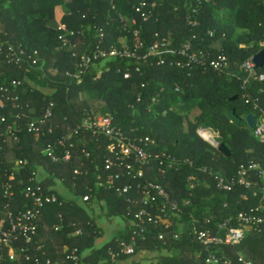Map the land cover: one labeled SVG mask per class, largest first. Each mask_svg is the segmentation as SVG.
<instances>
[{"label":"trees","instance_id":"1","mask_svg":"<svg viewBox=\"0 0 264 264\" xmlns=\"http://www.w3.org/2000/svg\"><path fill=\"white\" fill-rule=\"evenodd\" d=\"M141 1L70 0L65 3L62 0H0L1 21L7 23L6 34L2 33L0 40L23 46L29 55L38 51L39 65L44 61L43 69L49 80L44 90L31 85L25 76L30 69L29 63L14 65L0 54V100L7 105L0 108V114L6 118L0 123V220L8 219V209L18 213L22 208H30L31 204L24 196L25 190L28 186L40 185L43 191L56 194L59 201L46 206L38 217L42 235L30 244L20 240L18 246L29 247L31 254H35L38 246L42 245L47 257L61 264H71L66 256L67 250L73 248H77L81 256L87 253L83 263L110 262V245L102 248L96 245L102 228L96 222L95 209L88 213L90 206H100L102 215L109 220L121 217L124 222H127L126 213L139 206H132L131 200L125 199H136L133 194L124 198L113 188L101 186L98 181L102 177L106 180L113 172L106 169L105 156L108 146L114 141L105 135L93 136L91 132L84 131L81 135L84 142L74 140L70 146L72 158L69 162L53 163L43 154L48 143H55L69 127H76L88 112H109L125 130L138 129V134L153 136L161 150L194 161L193 167L187 165L178 172L170 171L160 179L174 198L188 196L186 180L189 174L199 178L193 190L192 203L185 208L180 220L181 226L166 230L151 224L150 234L145 241H140L136 255L146 253L157 264H206V258L212 255L229 260L230 264H244L241 257L244 261L264 264V226L261 232H247L236 245L209 248L201 244L191 230L194 223L200 228V224L212 217L207 227L214 232L218 223L226 219L234 221L239 212L249 211L259 204L258 199L240 184L232 191H220L214 177L217 174L231 177L242 164L256 162L264 165V143L255 138L253 129L246 122L247 116L253 113L252 106L241 98V66L264 50V4L259 0H146L150 4L156 1L157 6L154 16L144 21L136 12ZM121 15L135 18L136 24L125 30ZM189 17L199 20L200 27L196 33L204 39L203 48L210 50L211 58L219 52L229 59L227 70L220 73L203 67L193 71L170 68L158 65L159 56H150L148 61L141 62L120 57L96 59L82 75L80 83L67 75L68 71L75 72L77 61L69 50L61 48L58 40L60 26L65 25L77 33L75 43L81 44V52L94 50L97 46L106 51L120 48L117 42L122 36L131 44L134 40L144 41L148 49L158 39L168 37L169 33L173 35L175 46L188 39L191 36V27L187 24ZM49 20L56 21L58 26L48 27ZM236 27L241 28V33L236 32ZM136 31L139 35L134 34ZM146 49L142 55L146 54ZM126 69L132 72L129 80L123 77ZM258 71L264 72V67ZM15 80L21 81L17 88L12 86ZM3 87L8 90L1 91ZM162 88L165 91L161 92ZM250 89L254 96L260 98L264 109V83L254 82ZM89 93L106 104L101 106L98 103L99 106L94 107L97 102H88L86 95ZM140 94L143 99L137 103ZM235 95L238 100L230 101ZM17 96L19 99L16 101L14 98ZM154 96L160 99L157 106L151 104ZM196 99H201V102L193 115L190 112L180 116L171 111L177 102L188 105ZM51 101L55 103L53 116L43 124L36 123L44 133L36 141L29 124L44 118ZM12 103H17V106L11 107ZM132 106L137 110L134 111ZM231 109H235L242 118L240 125L230 121L228 112ZM201 126L219 132L222 143L232 153L230 158L203 142L197 134ZM9 127L14 131L9 133ZM204 165L208 171L199 172L198 167ZM43 170L48 176L40 181L33 172L38 174ZM150 178L154 180L156 175ZM7 185H11L14 192L10 201L5 197ZM79 197L83 203H79ZM61 223L64 230L55 231L54 226ZM73 223L74 228L71 227ZM231 225L240 226L238 222ZM76 228H81L83 235L69 237L68 234L75 232ZM180 228L181 236L176 239L174 235ZM126 229L120 230L115 238L125 237ZM160 233L165 234L164 240L159 238ZM115 238L111 242L114 247ZM127 258L123 257L124 260ZM45 260L43 258L41 264H45ZM3 263L12 264L10 261ZM134 264L138 263L134 261Z\"/></svg>","mask_w":264,"mask_h":264},{"label":"built area","instance_id":"2","mask_svg":"<svg viewBox=\"0 0 264 264\" xmlns=\"http://www.w3.org/2000/svg\"><path fill=\"white\" fill-rule=\"evenodd\" d=\"M156 6V1L150 4L143 0L137 6L136 12L141 14L144 21H148L154 16L153 11ZM194 11L197 12V10ZM1 17L2 8H0V21ZM120 19L124 24L125 30L136 24L135 18L128 19L121 15ZM187 24L191 27V36L177 46L173 44V39L171 40L170 37L158 39L148 49H146L144 41L134 40L131 44L127 39L128 43L120 48H112L106 51L104 48L97 46L94 50L89 49L86 52H81V44L75 43L77 33L67 29L65 25L60 26L58 28L60 32L58 40L61 48L69 50L71 57L77 61L74 68L75 72L68 71L67 75L74 78L77 83H80L82 75L89 70L96 59L112 60L120 57L131 58L141 62L148 61L150 56H159L158 65L170 68L178 67L193 71L196 68L203 67L211 68L220 73L227 70L229 59L224 54L218 52L211 58L210 50L203 48L204 39H200L199 34L196 33V29L200 27L199 20H193L189 17ZM134 34L139 35L138 31L134 32ZM156 36L159 37L158 34ZM83 45L86 46L85 43ZM262 45L264 46V43ZM144 49L147 51L146 54L142 55L141 52ZM0 54L5 55L9 63L14 65H21L27 62L29 67L34 68L40 61L38 51L29 55L23 46H15L3 40H0ZM139 69L137 68L136 70L139 71ZM241 70L243 72L241 98L245 104L252 106L253 113L251 114L255 116V126L252 128L253 134L259 142L264 143V109L261 106L260 98L254 96L250 89L251 84L254 82L264 83V72L258 71L253 57L242 64ZM123 77L125 80L132 78L130 69H126ZM20 84L21 81L15 80L12 82L13 88H17ZM142 87L145 88L146 84L143 83ZM7 90V88H1L3 92ZM163 91H165V88L161 89V92ZM14 99L17 101L19 96ZM142 99V94H140L137 98V103H141ZM151 102L152 106H157L160 103V99L158 96H154ZM16 104L12 103L11 107L17 106ZM6 106L5 102L0 100V108H5ZM54 108L55 103L51 101L44 112V118L30 122V131L34 134L36 141L40 140L41 136L44 135L40 126H37L36 123H45L48 118L53 116ZM132 108L134 111L137 110L135 106H132ZM5 121L6 118L0 114V123ZM12 130L13 128L9 127V133ZM84 131L91 132L93 136L102 134L114 141L108 146L105 156L106 169L113 170V172L107 176L106 180L101 176L102 178L98 180L100 185L113 188L115 193L124 198L127 194H133L136 199H131L132 197L125 199L131 200L132 206L139 204L138 208L130 209L126 213L127 222H124L125 227H127L126 236L115 238L116 247L112 245L109 247L110 262L103 264H134L131 258L137 256L135 253L139 248L140 241H145L147 235L150 234L149 226L151 224L155 225L156 228L159 226L166 230L173 228L175 225L181 226L180 220L185 213V208L192 203L191 199L195 195L193 190L197 185V181H199L198 176L189 174L186 180L188 196L176 199L160 183V179L164 178L170 171L178 172L184 166L193 167L195 163L189 157L181 158L161 150L153 136L138 134V129L135 128H130L129 131L125 130L121 123L116 122L115 117L109 112L97 114L95 111L88 112L87 116L76 127H69L67 131L57 137L55 143H48L44 148L43 154L49 157L53 163L69 162L72 158L70 146L73 145L74 140H77V143L80 141L84 142L85 138L81 136ZM50 132H52L51 128ZM197 134L211 149L219 151V147L222 144L219 132L201 126L198 128ZM86 154L89 156L87 152ZM197 170L199 172H207L208 167L204 165L198 167ZM33 175L38 176L36 171L33 172ZM152 175H156V179L150 178ZM214 178L216 187L220 191H232L236 185L240 184L251 192L252 197L258 199L259 204L249 211L239 212L234 221L226 219L218 223L214 232L207 227L212 217L205 221L204 224H200L201 229L194 223L191 230L199 242L206 248L223 244L236 245L244 239L247 232L251 230L261 232L264 226V165L256 162H252L249 165L242 164L233 176L217 174ZM115 183L117 184L116 186ZM24 196L27 202L31 204V207L22 208L18 213L8 209V219L0 220V264H3L7 258L17 264H41L43 258H46L45 264H58V262L47 257V252L42 250V246H38L37 253L31 254L29 247L18 246V243L20 240H24L25 243L30 244L40 236L38 217H40L46 206L56 204L59 198L54 193L43 191L40 185L36 187L28 186ZM5 197L9 201L14 197L11 185H7ZM83 202L81 197H79V203ZM233 222H238L240 226L231 225ZM74 226L75 223L71 225L73 228ZM54 229L60 232L64 230V225L62 223L57 224ZM76 229L75 232L68 234L69 237L83 235L81 228ZM181 233L180 228L174 237L176 239L180 238ZM159 238L164 240L165 234L160 233ZM18 247L20 248L18 249ZM67 252L66 260L71 264H87L82 262L85 255L81 256L77 248L67 250ZM124 256H128L131 262L128 263V259L124 260ZM144 257H146V253H143ZM221 261L223 264L231 263L229 260H222L214 255L206 258V264H220ZM240 261L244 264H254L244 261L243 257L240 258ZM136 262L138 264H157L156 261L151 259L136 260Z\"/></svg>","mask_w":264,"mask_h":264},{"label":"rangeland","instance_id":"3","mask_svg":"<svg viewBox=\"0 0 264 264\" xmlns=\"http://www.w3.org/2000/svg\"><path fill=\"white\" fill-rule=\"evenodd\" d=\"M259 3L264 4V0H259ZM235 30L237 33H241L240 27H236ZM169 37L171 40L173 39V35L171 33H169L168 38ZM127 43H128L127 38L124 36L120 37L118 39V42H117V44L120 47L126 45ZM38 65L34 67V70H38V68H42V66H44V62H42L39 66ZM47 80H48V78H47ZM48 82H49V80H48ZM83 96L85 97V95H83ZM86 98H87L89 103L97 102L94 107H96L98 105V103L101 106L106 104L104 101L98 100L91 93L86 95ZM200 102H201V99H196L195 101H193V104H188V105L177 102L176 105H174L172 107L171 111L174 114L180 115V116H186L187 113H190V112H191V115H193L197 109V105ZM189 106H191V109H188ZM61 188L63 189V191H65L64 187H61ZM65 195H67L68 197L70 196L68 192H66ZM92 208L95 209L94 216L96 218V222H97L98 226L100 228H102V231L99 233L100 237L98 238L96 245L98 248H102L104 246H108L113 241L114 237L118 234V232L123 229V226H124L123 223L125 220H123L121 217H114L112 220L108 221L109 223H107V217L102 215V210H101L100 206H96V207L90 206V210L88 213H90ZM148 256H150V255H148ZM144 259H150V258H148L147 256L143 258V254L141 253V254H138L137 256L131 258V261H136V260H142L143 261ZM131 261L128 259V263H130Z\"/></svg>","mask_w":264,"mask_h":264},{"label":"crops","instance_id":"4","mask_svg":"<svg viewBox=\"0 0 264 264\" xmlns=\"http://www.w3.org/2000/svg\"><path fill=\"white\" fill-rule=\"evenodd\" d=\"M63 2H65V3H67L68 1H70V0H62ZM57 20V19H56ZM58 22V21H57ZM55 23H56V21H51L50 22V20H49V22L46 24L48 27H56V26H58V24H56L55 25ZM6 25H7V23L3 20V21H0V35L2 34V33H5L6 34V29H7V27H6ZM44 62V61H43ZM25 76H26V80L31 84V85H33V86H36V87H38V88H40V89H45V88H47V86H48V84H49V82H48V80H47V76H46V73L44 72V69H43V66H42V68H38V70H34V68H32V67H30V69H28L27 71H26V74H25ZM46 176H48V174H47V172L45 171V170H43L41 173L38 171V176H37V178L41 181V180H44L45 178H46ZM108 221H110V220H108L107 219V223H109ZM123 228H125V225L123 226ZM39 233H40V231H39ZM42 234L40 233V236H41ZM115 238V237H114ZM102 245V244H101ZM109 245H111V243L109 244ZM108 245V246H109ZM40 246H42V245H40ZM104 247H106V246H104ZM84 255L85 256H87V253H84ZM5 261H10L8 258L5 260ZM56 262H58V264H61L59 261H57V260H55ZM10 263H12V264H17V263H14V262H12V261H10ZM4 264V263H3ZM27 264H31V263H27ZM33 264V263H32ZM68 264V263H67Z\"/></svg>","mask_w":264,"mask_h":264},{"label":"water","instance_id":"5","mask_svg":"<svg viewBox=\"0 0 264 264\" xmlns=\"http://www.w3.org/2000/svg\"><path fill=\"white\" fill-rule=\"evenodd\" d=\"M253 61L256 65V67L259 68H263L264 67V50L260 51L259 53H257L254 57H253ZM238 100V96L235 95L233 97L230 98V101H237ZM228 117L230 119V121L235 124V125H240L242 122V118L237 114L235 109H231L228 112ZM246 122L248 124V126L250 128H254L255 126V116L253 114H250L247 116L246 118ZM219 152L221 154H223L225 157L230 158L232 156V153L230 151V149L225 145V144H221V146L219 147Z\"/></svg>","mask_w":264,"mask_h":264}]
</instances>
